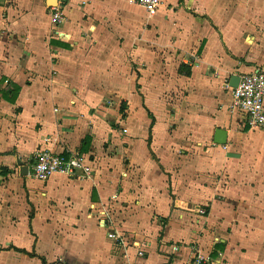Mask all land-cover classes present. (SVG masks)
<instances>
[{"label": "crops", "instance_id": "1", "mask_svg": "<svg viewBox=\"0 0 264 264\" xmlns=\"http://www.w3.org/2000/svg\"><path fill=\"white\" fill-rule=\"evenodd\" d=\"M160 1L0 0V264H264V130L231 109L264 0ZM44 150L94 175L41 182Z\"/></svg>", "mask_w": 264, "mask_h": 264}, {"label": "built area", "instance_id": "2", "mask_svg": "<svg viewBox=\"0 0 264 264\" xmlns=\"http://www.w3.org/2000/svg\"><path fill=\"white\" fill-rule=\"evenodd\" d=\"M132 2L144 7L150 17L155 16L163 3L160 0H132ZM51 20L55 27H60L66 17L60 6L52 7ZM241 80L237 88H233L232 112H236L242 117L244 127L250 129L264 130V70L256 69L254 72L240 76ZM228 87H230L228 85ZM54 174H63L73 179H88L94 175V167L91 159L80 153L55 154L44 150L37 154L32 167V175L35 179L45 182ZM119 196L114 195L106 204H102L98 210V215L102 225L108 229L116 227L112 218L115 213L114 204L118 202ZM95 207H93L94 209ZM201 215H206L205 211H200ZM108 238L116 244L126 245V238L118 229H110ZM144 256L143 252L139 253ZM186 264H210L205 256L198 254L191 262Z\"/></svg>", "mask_w": 264, "mask_h": 264}, {"label": "water", "instance_id": "3", "mask_svg": "<svg viewBox=\"0 0 264 264\" xmlns=\"http://www.w3.org/2000/svg\"><path fill=\"white\" fill-rule=\"evenodd\" d=\"M240 80H241L240 76H234V77L232 78V84H231V87H233V88H237L238 85H239V83H240ZM217 144L224 145L225 143H224V141H223V142H217Z\"/></svg>", "mask_w": 264, "mask_h": 264}, {"label": "trees", "instance_id": "4", "mask_svg": "<svg viewBox=\"0 0 264 264\" xmlns=\"http://www.w3.org/2000/svg\"><path fill=\"white\" fill-rule=\"evenodd\" d=\"M183 68H184V66H182L180 72H183ZM186 74H187L188 76H190V72H189V71H187ZM247 128H249V127H247ZM249 129H250V128H249ZM17 250H18V249H17ZM18 251H20V252H22V253H25V254H28V255H30V256H35L34 253H28V252H26V251H22V250H18Z\"/></svg>", "mask_w": 264, "mask_h": 264}, {"label": "rangeland", "instance_id": "5", "mask_svg": "<svg viewBox=\"0 0 264 264\" xmlns=\"http://www.w3.org/2000/svg\"><path fill=\"white\" fill-rule=\"evenodd\" d=\"M260 130H262V129H260ZM79 180H83V179H79ZM201 211H204V210H201ZM207 215V214H206Z\"/></svg>", "mask_w": 264, "mask_h": 264}]
</instances>
